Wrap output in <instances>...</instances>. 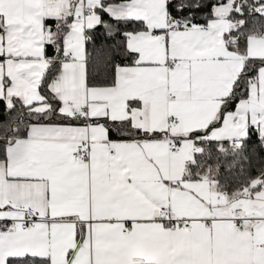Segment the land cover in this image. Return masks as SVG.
<instances>
[{
	"label": "snow or ice",
	"instance_id": "obj_1",
	"mask_svg": "<svg viewBox=\"0 0 264 264\" xmlns=\"http://www.w3.org/2000/svg\"><path fill=\"white\" fill-rule=\"evenodd\" d=\"M0 264H264V0H0Z\"/></svg>",
	"mask_w": 264,
	"mask_h": 264
}]
</instances>
